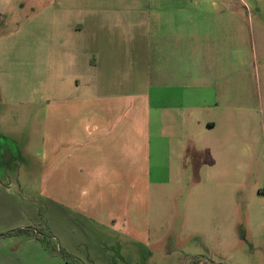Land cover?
Here are the masks:
<instances>
[{
    "label": "crops",
    "instance_id": "1",
    "mask_svg": "<svg viewBox=\"0 0 264 264\" xmlns=\"http://www.w3.org/2000/svg\"><path fill=\"white\" fill-rule=\"evenodd\" d=\"M109 1L135 10L83 8L75 21L52 12L53 47L65 45L56 39L61 27L83 37L71 59L77 73L71 70L70 85H55L57 101L46 120L47 227L55 243L56 214L73 225L79 216L123 231L144 245L150 219L138 216L149 206L151 186L190 182L196 188L201 180L194 177L210 173L214 147L225 142L212 133L235 120L229 86L244 80L226 71L223 16L214 26L196 13L210 11V2L229 12V0ZM24 204L20 215L36 213L33 202ZM8 231L0 232V264H87L85 255L73 258L59 243L67 257L35 236L3 235Z\"/></svg>",
    "mask_w": 264,
    "mask_h": 264
},
{
    "label": "rangeland",
    "instance_id": "2",
    "mask_svg": "<svg viewBox=\"0 0 264 264\" xmlns=\"http://www.w3.org/2000/svg\"><path fill=\"white\" fill-rule=\"evenodd\" d=\"M89 7L135 10L109 0H0V232L29 223L50 233L46 120L57 101L55 85H70L71 70L77 73L71 59L78 58L83 40L61 27L56 39L65 45L53 47L52 12L75 21ZM209 10L196 13L214 26L223 16L226 71L244 79L229 86L235 120L212 133L225 142L214 147L210 173L194 177L201 180L196 188L190 182L151 186L149 206L138 216L150 219L144 245L79 216L73 225L53 215L56 243L73 258L85 255L87 264H264V0H229V12L210 2ZM27 201L37 211L20 215Z\"/></svg>",
    "mask_w": 264,
    "mask_h": 264
},
{
    "label": "trees",
    "instance_id": "3",
    "mask_svg": "<svg viewBox=\"0 0 264 264\" xmlns=\"http://www.w3.org/2000/svg\"><path fill=\"white\" fill-rule=\"evenodd\" d=\"M45 234L42 229H39L35 226H28V227H18L12 230H9L8 232H5L3 235H31L35 236L37 239H39L42 244L50 249L51 251L60 253L61 255L67 257L68 254H66L63 250L57 248V245L53 239L54 235L51 233Z\"/></svg>",
    "mask_w": 264,
    "mask_h": 264
}]
</instances>
